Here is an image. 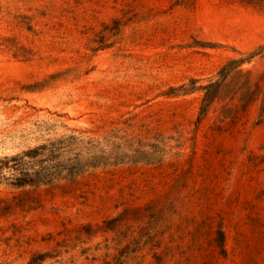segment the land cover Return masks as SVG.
Returning a JSON list of instances; mask_svg holds the SVG:
<instances>
[{"label":"rangeland","instance_id":"374dc122","mask_svg":"<svg viewBox=\"0 0 264 264\" xmlns=\"http://www.w3.org/2000/svg\"><path fill=\"white\" fill-rule=\"evenodd\" d=\"M0 264H264V0H0Z\"/></svg>","mask_w":264,"mask_h":264},{"label":"trees","instance_id":"16d2710c","mask_svg":"<svg viewBox=\"0 0 264 264\" xmlns=\"http://www.w3.org/2000/svg\"><path fill=\"white\" fill-rule=\"evenodd\" d=\"M204 105H206V104L204 103ZM72 172L74 173L75 171L74 170L73 171H68V174H72ZM47 180H49V179H31V178L25 179V178H23V179L18 180L15 184L16 185H23V184H27V183L35 184V183H40V182H44V181H47Z\"/></svg>","mask_w":264,"mask_h":264}]
</instances>
